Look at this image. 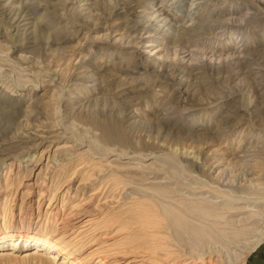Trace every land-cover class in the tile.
I'll use <instances>...</instances> for the list:
<instances>
[{"label": "rangeland", "instance_id": "374dc122", "mask_svg": "<svg viewBox=\"0 0 264 264\" xmlns=\"http://www.w3.org/2000/svg\"><path fill=\"white\" fill-rule=\"evenodd\" d=\"M258 139L264 0H0V264H244Z\"/></svg>", "mask_w": 264, "mask_h": 264}, {"label": "bare ground", "instance_id": "6f19581e", "mask_svg": "<svg viewBox=\"0 0 264 264\" xmlns=\"http://www.w3.org/2000/svg\"><path fill=\"white\" fill-rule=\"evenodd\" d=\"M179 3V0H177ZM184 1V0H183ZM181 4V3H180ZM179 4V5H180ZM181 7V6H180ZM253 13V12H252ZM250 15V14H249ZM241 16V15H240ZM253 16V15H252ZM238 17V16H237ZM250 18V17H249ZM252 18V17H251ZM233 20H224V23H235L233 21H235L234 18H232ZM240 19V18H239ZM248 19V17H247ZM249 20V19H248ZM251 20V19H250ZM244 21V19H243ZM246 21V20H245ZM238 22V21H237ZM241 22V21H240ZM239 22V23H240ZM227 25V24H226ZM224 25V26H226ZM188 42V41H187ZM186 42V43H187ZM148 46V45H146ZM161 50L160 48H156V52ZM159 59V58H158ZM165 60V59H164ZM179 60V59H178ZM118 126L116 124H110L107 125L106 128H104V133H112L114 131H118ZM264 144L259 145V139L257 140V143L254 145H249L246 148L242 149L239 153L238 156H236L237 160L240 161H245L244 158L248 157L249 154L251 155V152L254 153V155L256 153H264ZM264 160V159H263ZM200 200V202L194 203L191 205H184L182 204V208L179 210L180 212V217H177L173 220H175L179 225L182 226V228H187L190 232V234L192 235V237L195 240H198L197 238L206 234L207 231H205V229L203 228L204 226L199 225L196 223L194 216L198 215L201 216L203 218H206L207 216H214V217H220L219 214L220 212L217 211L216 207H212L210 205H205V198L203 197H199L197 198ZM217 204V203H216ZM259 215V214H256ZM260 215H262V213H260ZM187 220H186V219ZM189 218V219H188ZM195 224H193V223ZM263 222V221H262ZM26 236L23 234L18 235L17 239H15L13 242H15L16 244L20 241V238H25ZM200 241H197V245L198 247H200L202 249L201 253L195 252L194 250L189 251V257L193 258L196 261H202L201 264H211L210 262L208 263H203V258L206 255H211L213 250L211 249H207L206 246V242H204L202 240V238H199ZM264 239V228L259 229L258 233L256 234V238H252L251 240H248L247 242H245V246L248 249H253L254 247H256V245H258L262 240ZM200 249V250H201ZM248 251V250H247ZM16 252H14V250L12 249H5V250H0V259H7V258H13L14 256H17V254H15ZM38 255V251L36 249H30V250H26L23 252L22 254V258H33V257H37ZM42 255V254H41ZM192 259V260H193Z\"/></svg>", "mask_w": 264, "mask_h": 264}, {"label": "crops", "instance_id": "0c3cea01", "mask_svg": "<svg viewBox=\"0 0 264 264\" xmlns=\"http://www.w3.org/2000/svg\"><path fill=\"white\" fill-rule=\"evenodd\" d=\"M244 264H264V240L250 250Z\"/></svg>", "mask_w": 264, "mask_h": 264}]
</instances>
